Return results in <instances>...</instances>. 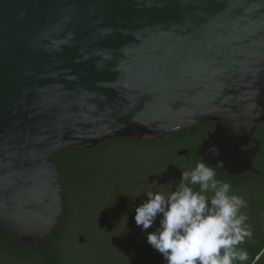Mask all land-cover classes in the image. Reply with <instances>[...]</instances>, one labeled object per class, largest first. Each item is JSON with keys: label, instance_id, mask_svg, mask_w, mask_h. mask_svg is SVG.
<instances>
[{"label": "water", "instance_id": "95a60500", "mask_svg": "<svg viewBox=\"0 0 264 264\" xmlns=\"http://www.w3.org/2000/svg\"><path fill=\"white\" fill-rule=\"evenodd\" d=\"M208 122L198 155L256 172L259 144L246 147L264 122V0H0V235L34 244L55 230L51 157L64 149Z\"/></svg>", "mask_w": 264, "mask_h": 264}, {"label": "flooded vegetation", "instance_id": "af4514ba", "mask_svg": "<svg viewBox=\"0 0 264 264\" xmlns=\"http://www.w3.org/2000/svg\"><path fill=\"white\" fill-rule=\"evenodd\" d=\"M215 127L214 122H208L173 136L174 140L180 139L181 146L174 149L178 160L173 155L163 157L155 168L131 151L123 158L118 156L123 151L111 153L106 159L97 158L105 142L89 150L91 157L81 171L67 174L59 166L63 213L55 230L34 244H24L20 237L0 235V264H165L136 226L135 208L146 200V196L137 195L152 188L153 182H178L179 169L194 167L203 159L198 149ZM112 142L117 143L106 141ZM137 142L141 145L146 141ZM257 144L259 151L253 159L256 172L231 176L220 169L216 171L219 179L230 183L233 191L247 201L244 211L254 239L244 244L260 246L264 243V122L246 148L253 149ZM181 151H187L188 156L179 155ZM124 215L128 223L127 217L122 219Z\"/></svg>", "mask_w": 264, "mask_h": 264}, {"label": "clouds", "instance_id": "9594fccd", "mask_svg": "<svg viewBox=\"0 0 264 264\" xmlns=\"http://www.w3.org/2000/svg\"><path fill=\"white\" fill-rule=\"evenodd\" d=\"M209 150L219 155L215 145ZM223 163L218 160L212 166L201 159L194 167L179 169L178 182L167 185L153 182L152 188L137 195L146 196V200L135 208L136 226L165 264H245L249 261L248 251L240 247L254 239V230L244 211L247 201L233 191L230 183L218 178L216 168H222ZM125 217L128 223L127 215L122 219ZM262 256L264 249L252 264Z\"/></svg>", "mask_w": 264, "mask_h": 264}, {"label": "trees", "instance_id": "16d2710c", "mask_svg": "<svg viewBox=\"0 0 264 264\" xmlns=\"http://www.w3.org/2000/svg\"><path fill=\"white\" fill-rule=\"evenodd\" d=\"M172 138L173 137L166 139L165 141H146L145 143H141V145H138L139 142L135 140L116 138L112 140L117 143L113 144L112 142L108 144L105 142L102 144V150L96 157L99 159H106L109 154L114 152L123 151L124 154L128 155V152L131 151L139 155L142 161H149V163H152V167L155 168L157 161L163 157L168 159L169 156L173 155L178 160L177 153L176 151L174 152V149L181 146L179 142L180 139L174 140ZM131 142L134 145H132ZM90 157L91 154L89 151L64 149L63 151L53 155L51 158L56 160L58 169L60 166V168L64 169L65 173L73 174L81 171L82 167L85 164H88ZM240 247L244 248L249 253V261L245 262V264H252L256 255L261 251V249H264V243L260 246L257 244H242ZM255 264H264V256H262L260 260L256 261Z\"/></svg>", "mask_w": 264, "mask_h": 264}, {"label": "rangeland", "instance_id": "374dc122", "mask_svg": "<svg viewBox=\"0 0 264 264\" xmlns=\"http://www.w3.org/2000/svg\"><path fill=\"white\" fill-rule=\"evenodd\" d=\"M118 156H120L121 158H123V157H127L128 155L127 154H119Z\"/></svg>", "mask_w": 264, "mask_h": 264}]
</instances>
